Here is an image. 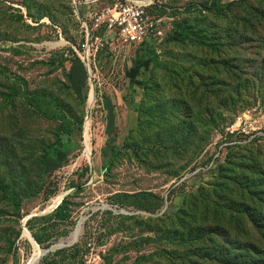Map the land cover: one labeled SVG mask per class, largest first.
Returning a JSON list of instances; mask_svg holds the SVG:
<instances>
[{
    "label": "rangeland",
    "instance_id": "obj_1",
    "mask_svg": "<svg viewBox=\"0 0 264 264\" xmlns=\"http://www.w3.org/2000/svg\"><path fill=\"white\" fill-rule=\"evenodd\" d=\"M118 1L0 0V264L32 257L25 230L47 249L84 217L39 264H178L165 234L203 189L247 176L264 192V0H141L162 35L139 75L138 48L96 28ZM62 194L65 221L46 212Z\"/></svg>",
    "mask_w": 264,
    "mask_h": 264
},
{
    "label": "trees",
    "instance_id": "obj_2",
    "mask_svg": "<svg viewBox=\"0 0 264 264\" xmlns=\"http://www.w3.org/2000/svg\"><path fill=\"white\" fill-rule=\"evenodd\" d=\"M230 7L231 5H227L225 9ZM205 8L212 13L224 7H220L215 1ZM175 35L174 41H178V32ZM156 40L137 46L138 75L145 70L146 63L154 59L156 53L152 46ZM131 83L145 86L144 81L132 80ZM259 141L258 137L246 143L243 140L230 139L228 142L232 146L227 150L244 151ZM62 145L59 136L50 148L53 147L58 153ZM46 157V153L41 156L43 165ZM247 171L248 168L244 167L239 175L243 176ZM231 175L236 176V173L232 172ZM230 177H223L224 184H215L210 190L203 189L191 206L178 212L180 216L177 222L171 223L172 229L166 232L167 234L160 229L159 233L166 236L170 234L177 244L176 248L185 252V254L177 252L178 264H264V192L255 186L263 185L257 184L253 178L247 176L235 177L234 180ZM227 181H230V185H226ZM10 201L18 211L21 210V200L16 195L13 194ZM66 204L67 201L64 200L56 209L54 213L56 219L65 221L70 218ZM168 217V214H165L163 218L155 221L162 225ZM35 238L39 244H43L40 237Z\"/></svg>",
    "mask_w": 264,
    "mask_h": 264
},
{
    "label": "built area",
    "instance_id": "obj_3",
    "mask_svg": "<svg viewBox=\"0 0 264 264\" xmlns=\"http://www.w3.org/2000/svg\"><path fill=\"white\" fill-rule=\"evenodd\" d=\"M151 4L140 0H120L114 6L105 8L101 15L93 14L97 22L96 28L104 27L107 33L115 34L121 43L130 47L155 40L162 35V31L157 21L150 16L148 9ZM247 116L245 114L238 117L228 128L227 134L245 133Z\"/></svg>",
    "mask_w": 264,
    "mask_h": 264
},
{
    "label": "bare ground",
    "instance_id": "obj_4",
    "mask_svg": "<svg viewBox=\"0 0 264 264\" xmlns=\"http://www.w3.org/2000/svg\"><path fill=\"white\" fill-rule=\"evenodd\" d=\"M140 2H142L141 0H140ZM60 44V43H59ZM86 59V58H85ZM87 63V62H86ZM89 64V63H88ZM94 98H95V96H94V91H92L91 92V95H90V105L92 106L93 105V103H94ZM90 128V126H89V121L87 122V124H86V131H85V133L87 132V134H88V131L90 130L89 129ZM86 139V138H85ZM88 145V144H87ZM86 156H89L90 155V148H88L87 149V151H86ZM65 195L66 194H62V195H59L58 197H56V198H54L53 200H52V202H51V204H50V207L48 208V209H51V208H55L60 202H61V200L65 197ZM82 223H80V225H78V227H77V229H76V231L72 234V237H71V239L70 240H73L75 237H77V236H79V232L81 231V228H82V225H81ZM26 238H28V239H30V241H31V243H32V245H33V255H32V257L25 263V264H39V262H40V259L42 258V257H44L43 255H42V248L41 247H38L35 243H34V241H33V239H32V237L28 234V233H25V235H24Z\"/></svg>",
    "mask_w": 264,
    "mask_h": 264
},
{
    "label": "water",
    "instance_id": "obj_5",
    "mask_svg": "<svg viewBox=\"0 0 264 264\" xmlns=\"http://www.w3.org/2000/svg\"><path fill=\"white\" fill-rule=\"evenodd\" d=\"M65 198H66V195H65V197L61 200V202H60L55 208L47 209L46 212L56 210V209L62 204V202L64 201ZM94 210H96V209H94ZM86 219H87L86 217L82 218L81 221L78 223V225H80V223H82L81 225H83V223L85 222ZM78 225H77V226H78ZM25 232L28 233L27 230H25ZM80 233H81V231L79 232V236H80ZM79 236L75 237L73 240H70L68 243H65L64 241H61V242H59V243H57V244L51 245V246H50L49 248H47V249H43V250H42V255H43V256H47V255H49V254H51V253L56 252L57 250H59V249H61V248H64V247H67V246H71V245H73L74 243H76V242L78 241ZM31 237H32V236H31ZM32 239H33L34 243H35L38 247H40V245L36 242V240H35L33 237H32Z\"/></svg>",
    "mask_w": 264,
    "mask_h": 264
}]
</instances>
